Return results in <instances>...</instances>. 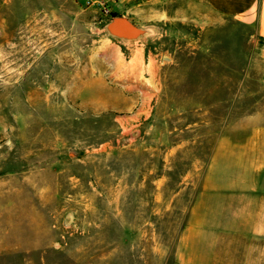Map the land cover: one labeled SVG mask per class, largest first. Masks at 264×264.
<instances>
[{"label": "rangeland", "instance_id": "obj_1", "mask_svg": "<svg viewBox=\"0 0 264 264\" xmlns=\"http://www.w3.org/2000/svg\"><path fill=\"white\" fill-rule=\"evenodd\" d=\"M128 7L137 42L105 30ZM263 48L197 0H0V264L264 249L225 228L264 212Z\"/></svg>", "mask_w": 264, "mask_h": 264}, {"label": "crops", "instance_id": "obj_2", "mask_svg": "<svg viewBox=\"0 0 264 264\" xmlns=\"http://www.w3.org/2000/svg\"><path fill=\"white\" fill-rule=\"evenodd\" d=\"M82 3L93 2L94 4L101 3L106 4L108 7L117 8L120 4L122 6H126V3L129 0H78ZM198 2L205 5L206 9H211L216 14L219 15L220 18L223 19H231L236 21L242 25L248 26L255 30L256 34L259 35L264 42V0H197ZM133 11L128 7L125 12H122L121 15L128 17L132 21H136L131 14ZM189 19L186 15H177L173 18L178 22H185ZM138 24V22L136 21ZM114 38V37H113ZM117 39V38H115ZM120 40V39H117ZM129 42H137L129 41ZM264 50V48H263ZM241 203L247 204V209H245V214L250 213L251 211L248 209L249 199L248 197H242ZM230 217L227 218L225 223V228L229 231H232L235 228H255V235H246V242H255L259 244H264V212H256L255 214V222L254 225L251 226V221L249 218H243L242 213L239 214L237 211L230 210ZM230 243L238 242L237 239H229ZM234 240V241H233ZM243 240V239H242ZM264 248V247H263ZM257 248L255 251H245L244 253H231L226 252L222 255H218L217 257L211 256L210 263L208 264H264V249ZM189 260L194 264V257L191 255ZM215 260H217L215 262ZM207 264V263H205Z\"/></svg>", "mask_w": 264, "mask_h": 264}, {"label": "water", "instance_id": "obj_3", "mask_svg": "<svg viewBox=\"0 0 264 264\" xmlns=\"http://www.w3.org/2000/svg\"><path fill=\"white\" fill-rule=\"evenodd\" d=\"M109 36L124 40L135 41L143 39L152 33V30L143 27L124 15L112 16L105 24Z\"/></svg>", "mask_w": 264, "mask_h": 264}, {"label": "trees", "instance_id": "obj_4", "mask_svg": "<svg viewBox=\"0 0 264 264\" xmlns=\"http://www.w3.org/2000/svg\"><path fill=\"white\" fill-rule=\"evenodd\" d=\"M116 15H121V14H116V13H113L112 16H116Z\"/></svg>", "mask_w": 264, "mask_h": 264}]
</instances>
